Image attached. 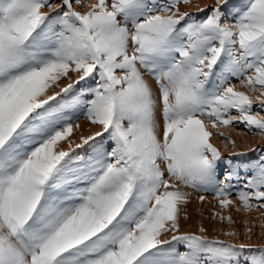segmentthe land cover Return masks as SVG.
<instances>
[{
    "label": "snow or ice",
    "instance_id": "1",
    "mask_svg": "<svg viewBox=\"0 0 264 264\" xmlns=\"http://www.w3.org/2000/svg\"><path fill=\"white\" fill-rule=\"evenodd\" d=\"M190 2L0 0V264H264L181 232L193 191L264 209V149L210 130L264 137V0ZM81 117L99 130L58 150Z\"/></svg>",
    "mask_w": 264,
    "mask_h": 264
},
{
    "label": "rangeland",
    "instance_id": "2",
    "mask_svg": "<svg viewBox=\"0 0 264 264\" xmlns=\"http://www.w3.org/2000/svg\"><path fill=\"white\" fill-rule=\"evenodd\" d=\"M53 2H58V0H53ZM95 2V0H85V7L79 8L80 11H86L87 5ZM232 3L239 6L241 0H231ZM215 0H191L189 4H181L179 8L181 11H187L196 16L206 15L207 13H201L198 11L199 8H204L206 6H214ZM227 11V9H225ZM71 75V74H70ZM75 79V76L72 77ZM149 82L154 84V81L148 77ZM69 83L67 79H61L58 84L60 87L66 86ZM237 90L248 92L249 90L241 87L236 81ZM77 86V91H79ZM55 91H59V87H54ZM252 94V93H249ZM254 95H259L255 93ZM259 101H254V112L253 114L259 113V115H264V112H259L258 109ZM235 115V111L232 113ZM75 119V118H74ZM80 128L73 129L72 135L68 140L59 142L58 150H69V142L73 144L80 143V138L92 135L99 129L96 126L90 124L89 121L81 117L79 119ZM213 132V137L211 142L221 151L222 156L231 157L234 161L236 160H248L254 159L256 153L251 152L252 148L264 149V137L259 135H254L247 131L243 124H235L231 127H219V132H222L223 137L217 134L216 129H211ZM228 139L235 141V147L233 148L228 144ZM80 155H84L86 152L91 153L92 148L85 146L84 149L78 150ZM238 152H247L249 155L247 157H237L234 154ZM244 174L241 173V181L243 180ZM191 191V190H190ZM201 193L195 191L192 192V196L189 203L184 208L187 213V219H181V232H195L196 234H201L199 232L200 228H205L207 231L203 233L207 235L209 239H219L225 243H234L239 245L241 243L250 245H264V209L261 210H251L245 211L243 207H236L230 205L227 209H222L218 202L213 198L211 193H203L206 199L204 202H200L197 197ZM232 200L236 205H239V201L236 200L235 195H233ZM218 213L220 216L231 217V223L228 219L221 220L218 217L213 218V214ZM248 229H251L249 232ZM234 232V236H229L226 233ZM170 238V237H169Z\"/></svg>",
    "mask_w": 264,
    "mask_h": 264
}]
</instances>
